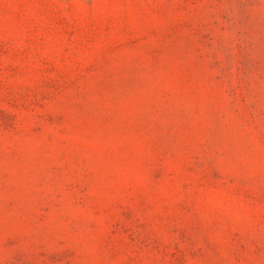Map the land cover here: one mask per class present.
Returning <instances> with one entry per match:
<instances>
[{"label":"rangeland","instance_id":"374dc122","mask_svg":"<svg viewBox=\"0 0 264 264\" xmlns=\"http://www.w3.org/2000/svg\"><path fill=\"white\" fill-rule=\"evenodd\" d=\"M0 264H264V0H0Z\"/></svg>","mask_w":264,"mask_h":264}]
</instances>
